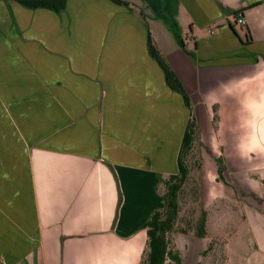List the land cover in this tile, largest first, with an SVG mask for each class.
<instances>
[{"label":"crops","instance_id":"0c3cea01","mask_svg":"<svg viewBox=\"0 0 264 264\" xmlns=\"http://www.w3.org/2000/svg\"><path fill=\"white\" fill-rule=\"evenodd\" d=\"M122 1L54 12L0 0V264L140 263L191 114L148 35L191 98L202 170L214 169L206 235L173 243L200 240L192 264H214L217 248L228 264L223 238L242 225L239 264H264V0Z\"/></svg>","mask_w":264,"mask_h":264},{"label":"trees","instance_id":"16d2710c","mask_svg":"<svg viewBox=\"0 0 264 264\" xmlns=\"http://www.w3.org/2000/svg\"><path fill=\"white\" fill-rule=\"evenodd\" d=\"M14 1L30 9L46 8L54 12L61 11L66 3V0ZM111 1L116 4L128 5L122 0ZM136 10L138 15L143 18V10L139 8H136ZM241 14V12L235 13L234 17L237 18ZM172 28L180 47L184 50V43L177 28L174 25H172ZM147 48L149 55L163 71L168 87L182 95L191 114L178 155V174L164 177L158 186V192L164 198V207L154 211L143 225L147 240L139 264H181V257L171 243V235L182 233L197 238H203L206 235V212L201 206V192L199 191L201 188L198 186V183H201L199 177L202 167L200 156L202 144L199 139L198 126L193 116L189 95L153 43L150 35H148ZM216 164L218 180H222V173L225 169L222 159L217 158ZM194 176L197 179L193 178ZM190 196H193V199H190L192 203L188 204Z\"/></svg>","mask_w":264,"mask_h":264},{"label":"rangeland","instance_id":"374dc122","mask_svg":"<svg viewBox=\"0 0 264 264\" xmlns=\"http://www.w3.org/2000/svg\"><path fill=\"white\" fill-rule=\"evenodd\" d=\"M150 1L152 0H148V2ZM155 5H156V9H158L157 5L159 4L156 2ZM149 13L151 15L152 14L154 15L153 12H148V14ZM165 15L167 18H169L167 14ZM180 35H182V33ZM184 37L185 35H182L183 40H185ZM191 51H192V47L189 44V42L185 43L184 52L188 54V56L191 57ZM186 69H187L186 66H179L178 71L183 77L185 87L188 88L186 83L187 81L188 82L190 81V74ZM213 173H214V169H212V167L206 165L205 171H203L201 167V173L199 177V179H201V183L199 182L198 186L201 188L199 189V191L201 192V206L203 209L204 207H206L204 196L207 190L211 189L213 185V181H212ZM193 178L197 179L196 176H194ZM190 199H193V196L192 197L190 196L188 198L189 200L188 204L192 203ZM227 221H228V218H227ZM246 238H247L246 232L242 225L238 226L237 228H233V229L229 228L228 230H226V233L223 239L227 242V245H228L227 253L230 258V261L228 264H239V260H238L239 253L241 252V255H242V252L246 248H248V246L246 247L245 245ZM198 241L200 240H197L194 238L192 243L186 242L185 240H182L181 236H177L175 243H173V238L171 237V243L173 245V248L180 254L181 258L184 259L185 261L184 264H192V258H194L195 256L193 251L195 252L200 247L198 246ZM219 250H221V248L220 249L217 248L216 252L213 253L214 256L216 255V261L214 264H224V254H222V252H220ZM203 264H206V263L203 262Z\"/></svg>","mask_w":264,"mask_h":264},{"label":"built area","instance_id":"2783aa9c","mask_svg":"<svg viewBox=\"0 0 264 264\" xmlns=\"http://www.w3.org/2000/svg\"><path fill=\"white\" fill-rule=\"evenodd\" d=\"M234 21L236 24L241 25V26H244L246 24V21L242 15H238L237 18H234Z\"/></svg>","mask_w":264,"mask_h":264},{"label":"water","instance_id":"95a60500","mask_svg":"<svg viewBox=\"0 0 264 264\" xmlns=\"http://www.w3.org/2000/svg\"><path fill=\"white\" fill-rule=\"evenodd\" d=\"M144 12V11H143Z\"/></svg>","mask_w":264,"mask_h":264}]
</instances>
